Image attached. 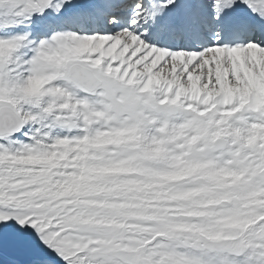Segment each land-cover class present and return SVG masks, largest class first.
Returning <instances> with one entry per match:
<instances>
[{"label": "snow or ice", "instance_id": "6c2138e0", "mask_svg": "<svg viewBox=\"0 0 264 264\" xmlns=\"http://www.w3.org/2000/svg\"><path fill=\"white\" fill-rule=\"evenodd\" d=\"M0 264H264V0H0Z\"/></svg>", "mask_w": 264, "mask_h": 264}]
</instances>
